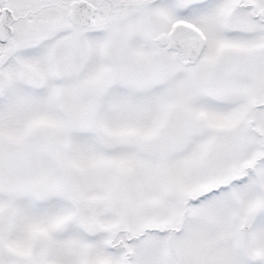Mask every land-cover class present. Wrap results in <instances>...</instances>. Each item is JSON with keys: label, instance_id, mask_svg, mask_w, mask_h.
Here are the masks:
<instances>
[{"label": "snow or ice", "instance_id": "snow-or-ice-1", "mask_svg": "<svg viewBox=\"0 0 264 264\" xmlns=\"http://www.w3.org/2000/svg\"><path fill=\"white\" fill-rule=\"evenodd\" d=\"M0 264H264V0H0Z\"/></svg>", "mask_w": 264, "mask_h": 264}]
</instances>
